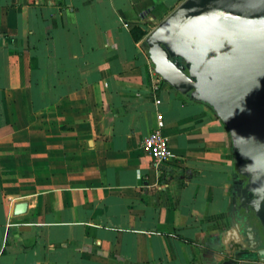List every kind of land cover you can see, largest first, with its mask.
I'll return each instance as SVG.
<instances>
[{
    "label": "crops",
    "instance_id": "1",
    "mask_svg": "<svg viewBox=\"0 0 264 264\" xmlns=\"http://www.w3.org/2000/svg\"><path fill=\"white\" fill-rule=\"evenodd\" d=\"M182 1L0 0V264H264L226 251V129L144 45Z\"/></svg>",
    "mask_w": 264,
    "mask_h": 264
},
{
    "label": "water",
    "instance_id": "2",
    "mask_svg": "<svg viewBox=\"0 0 264 264\" xmlns=\"http://www.w3.org/2000/svg\"><path fill=\"white\" fill-rule=\"evenodd\" d=\"M145 42L161 79L226 129L239 184L226 251L264 261V0H183Z\"/></svg>",
    "mask_w": 264,
    "mask_h": 264
},
{
    "label": "built area",
    "instance_id": "3",
    "mask_svg": "<svg viewBox=\"0 0 264 264\" xmlns=\"http://www.w3.org/2000/svg\"><path fill=\"white\" fill-rule=\"evenodd\" d=\"M164 128L163 117L158 114L156 126L140 142V148L156 163H165L172 157L169 138L165 135Z\"/></svg>",
    "mask_w": 264,
    "mask_h": 264
},
{
    "label": "trees",
    "instance_id": "4",
    "mask_svg": "<svg viewBox=\"0 0 264 264\" xmlns=\"http://www.w3.org/2000/svg\"><path fill=\"white\" fill-rule=\"evenodd\" d=\"M144 45H145V48H146V50H147V52H148V46H147V44L145 43ZM155 72H156V70H155ZM156 74L158 75L157 72H156ZM158 76H159V75H158ZM159 77H160V76H159ZM160 78H161V77H160ZM189 98H190V97H189ZM237 186H239V184H236L235 181H234V182H233V186H232V194L235 192Z\"/></svg>",
    "mask_w": 264,
    "mask_h": 264
}]
</instances>
